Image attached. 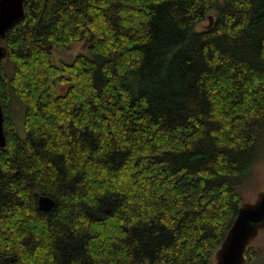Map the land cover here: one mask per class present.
<instances>
[{
	"label": "trees",
	"instance_id": "trees-1",
	"mask_svg": "<svg viewBox=\"0 0 264 264\" xmlns=\"http://www.w3.org/2000/svg\"><path fill=\"white\" fill-rule=\"evenodd\" d=\"M26 1L1 40L0 264H214L264 136V0Z\"/></svg>",
	"mask_w": 264,
	"mask_h": 264
},
{
	"label": "water",
	"instance_id": "water-1",
	"mask_svg": "<svg viewBox=\"0 0 264 264\" xmlns=\"http://www.w3.org/2000/svg\"><path fill=\"white\" fill-rule=\"evenodd\" d=\"M26 0H0V64L8 56L7 47L1 43L7 33L26 15ZM5 114L0 101V148H6L4 130ZM38 205L49 210L54 199L40 194ZM264 231V189L251 202H241L234 223L228 230L222 244L214 254V264H245L247 251Z\"/></svg>",
	"mask_w": 264,
	"mask_h": 264
},
{
	"label": "rangeland",
	"instance_id": "rangeland-1",
	"mask_svg": "<svg viewBox=\"0 0 264 264\" xmlns=\"http://www.w3.org/2000/svg\"><path fill=\"white\" fill-rule=\"evenodd\" d=\"M214 14L210 12L208 15ZM210 24L209 18L200 22L197 25V29L201 30L208 27ZM53 61L55 64L61 65L64 62H71L74 57L80 52L88 53V46L84 42H73L65 49H59L52 47ZM68 84L59 82L57 93L63 94L66 92ZM21 107L19 104L14 105V114L13 119L16 121L17 125L22 124V115ZM260 157L257 160V163L254 165L252 173L247 177V181L242 184L240 192L242 195L243 202H251L255 199L258 193L264 189V136L261 139V149ZM244 185V186H243ZM255 246L264 247V231L259 235V237L254 241ZM264 249V248H263Z\"/></svg>",
	"mask_w": 264,
	"mask_h": 264
}]
</instances>
